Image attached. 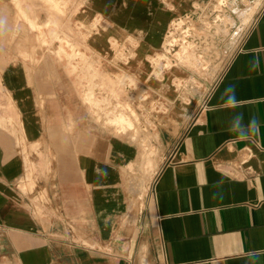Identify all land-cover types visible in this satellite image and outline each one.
I'll return each mask as SVG.
<instances>
[{
	"label": "crops",
	"instance_id": "1",
	"mask_svg": "<svg viewBox=\"0 0 264 264\" xmlns=\"http://www.w3.org/2000/svg\"><path fill=\"white\" fill-rule=\"evenodd\" d=\"M16 1L77 29L79 13ZM167 1L86 0L110 33L86 45L70 37L77 57L18 27L17 5L0 0V105L5 117L14 110L17 127L0 126V264H264V0L223 71L189 105L168 103L167 77L154 81L146 63L173 21L206 0ZM108 39L135 41L138 60L115 62ZM121 73L167 106L153 140L162 161L138 203L127 191L138 146L91 107L105 93L123 102L134 94L114 80ZM41 156L48 170L25 192ZM34 191L47 193L40 213Z\"/></svg>",
	"mask_w": 264,
	"mask_h": 264
},
{
	"label": "rangeland",
	"instance_id": "2",
	"mask_svg": "<svg viewBox=\"0 0 264 264\" xmlns=\"http://www.w3.org/2000/svg\"><path fill=\"white\" fill-rule=\"evenodd\" d=\"M13 2L16 6L17 1L13 0ZM260 3V0H206L196 5L190 13L173 21L163 44L151 53V57H148L149 62L146 63L154 81H163L167 77L169 85L167 97L172 99V101L168 100V103L189 105L192 97H198L207 90L233 55ZM43 4L46 9L49 5L54 7L56 13L66 18L81 14L77 23H74L77 29L73 31L39 19L38 14H33L34 6L31 4H25L27 7L25 9L16 6L19 11L15 18L16 25L38 32L39 38L44 41L45 37L55 40L57 42L55 53L58 55L70 49L72 55L79 56L80 47L70 45V37H80L86 45L95 33L104 31L105 37L110 33L105 18L93 14L89 16L86 11V0H43ZM17 34L18 31L14 28L11 32V40L15 39ZM108 41L107 46L105 45L106 53L112 54L115 62L120 60L121 66L122 63H126V67H129L131 62L138 60L140 46L135 41L129 40L126 44L117 43L113 39ZM114 80L118 82L120 88L127 87L129 92L134 94L123 102L118 94L105 93L103 102L91 100V107L103 124L105 122L106 126H114L117 131L129 134L133 142L136 141L139 153L136 160L129 165L127 191L131 201L138 203L162 161L161 150L153 140L156 136L155 122H167L161 114L164 111L166 114L167 106L163 98L155 101L154 94L145 92L140 86L142 82L140 83V79L136 76L121 73ZM89 96L95 99L92 93ZM5 110L0 105V126L16 132L17 127L12 115L14 110H11V115L7 117L4 116ZM151 128L153 131L150 130ZM44 161L41 156L38 175L36 170L33 169L31 172L32 168H28L25 192L32 191L37 178L45 175L47 163L45 161L44 166ZM32 195L35 210L40 213L43 203L47 202V193L34 191ZM135 208L136 206H131L130 210Z\"/></svg>",
	"mask_w": 264,
	"mask_h": 264
},
{
	"label": "built area",
	"instance_id": "3",
	"mask_svg": "<svg viewBox=\"0 0 264 264\" xmlns=\"http://www.w3.org/2000/svg\"><path fill=\"white\" fill-rule=\"evenodd\" d=\"M168 1L167 0H163V4L166 6V5H168V4H170V3H167ZM167 3V4H166ZM116 105H117V103H116Z\"/></svg>",
	"mask_w": 264,
	"mask_h": 264
},
{
	"label": "bare ground",
	"instance_id": "4",
	"mask_svg": "<svg viewBox=\"0 0 264 264\" xmlns=\"http://www.w3.org/2000/svg\"><path fill=\"white\" fill-rule=\"evenodd\" d=\"M136 142V141H135Z\"/></svg>",
	"mask_w": 264,
	"mask_h": 264
}]
</instances>
